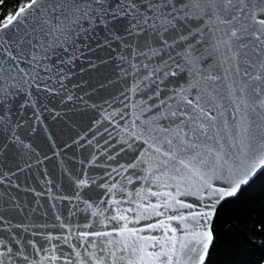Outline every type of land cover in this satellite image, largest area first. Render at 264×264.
Wrapping results in <instances>:
<instances>
[{"label":"snow or ice","instance_id":"obj_1","mask_svg":"<svg viewBox=\"0 0 264 264\" xmlns=\"http://www.w3.org/2000/svg\"><path fill=\"white\" fill-rule=\"evenodd\" d=\"M7 6L0 264H211L221 234L264 246V185L248 195L264 177V0Z\"/></svg>","mask_w":264,"mask_h":264},{"label":"trees","instance_id":"obj_2","mask_svg":"<svg viewBox=\"0 0 264 264\" xmlns=\"http://www.w3.org/2000/svg\"><path fill=\"white\" fill-rule=\"evenodd\" d=\"M8 5L5 8V13L12 10L15 4V0H6ZM261 185H264V177L257 180L253 186L249 196L257 195L261 190ZM230 211L229 206H225V214ZM251 215L258 217L259 207L255 210L249 208ZM252 223L251 220H246L245 224L241 227L244 231H247V225ZM259 245V240L256 241ZM211 264H264V246L251 247L250 245L239 246V242L231 237H225L223 234L219 235L215 248L213 249Z\"/></svg>","mask_w":264,"mask_h":264}]
</instances>
